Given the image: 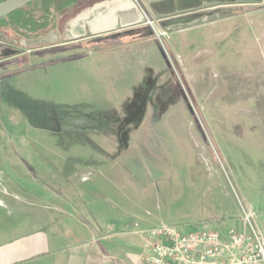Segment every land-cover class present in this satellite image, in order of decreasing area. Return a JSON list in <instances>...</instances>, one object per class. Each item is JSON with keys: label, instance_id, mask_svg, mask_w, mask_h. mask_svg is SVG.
<instances>
[{"label": "rangeland", "instance_id": "1", "mask_svg": "<svg viewBox=\"0 0 264 264\" xmlns=\"http://www.w3.org/2000/svg\"><path fill=\"white\" fill-rule=\"evenodd\" d=\"M93 1L51 9V28L63 33L61 13ZM143 1L130 2L141 10ZM231 1L207 3L195 18L173 11L174 19L161 20L167 14L157 19L147 10L136 34L109 39L112 31L58 50L64 42L44 36L49 28L30 39L0 24V58L17 54L0 63V165L12 164L8 156L20 141L47 166H79L78 175L95 168L94 158L109 157L116 190L120 172L132 179V204L115 197L132 215L139 216L134 205L153 211L161 203L162 222L182 234L207 221L203 229L225 236L234 229L231 209L249 205L264 236V210L256 209L264 200V133L257 127L264 121V0ZM40 6L29 8L34 19ZM147 18L151 35L143 29ZM118 38L128 44L117 46ZM133 185L144 188L149 206Z\"/></svg>", "mask_w": 264, "mask_h": 264}, {"label": "crops", "instance_id": "2", "mask_svg": "<svg viewBox=\"0 0 264 264\" xmlns=\"http://www.w3.org/2000/svg\"><path fill=\"white\" fill-rule=\"evenodd\" d=\"M130 1L133 2V0H96L88 8H83L82 11H76L74 14L72 12L77 7L70 8L73 10L72 16L61 13L65 15L64 34L61 27L56 34L51 26L44 36L52 35L54 42H57L54 44L64 42L52 48L57 50L108 36L114 28L119 29L120 19L117 15L121 16L119 13L130 10ZM178 1L144 0L142 9L145 12L153 11L155 16L170 15L173 12H166L163 8L173 5L175 11H178ZM235 2L236 0L231 1V3ZM207 3H217L213 7L219 8L227 4V0H185L182 7L184 9L179 14L194 9L203 11L208 8L205 7L208 6ZM79 4L80 2L77 5ZM175 15L177 14L173 16ZM160 19L169 18L160 17ZM79 23L80 30L73 29L76 24V27H79ZM73 30L80 32L70 36L68 31L74 33ZM124 39L118 38L123 42L117 46L125 47L128 40ZM66 41L76 44L72 43L73 45L68 46ZM142 41H133L130 45ZM9 57L1 59L0 63ZM257 127L264 133V121H258ZM23 145H25L24 150L17 152L18 146L23 147ZM18 146L14 147V156L12 158L8 156L12 164L0 165V183L4 191L0 193V264H148L145 261L143 240L139 234L143 229L138 228L148 229L166 224L161 219V203L154 207L153 211L144 208L143 204L134 205L139 216L134 212V215L128 212L126 208L132 203L127 194L129 192L127 186L129 183L130 186L132 185V179H129V175L126 176L124 172H120L119 183L122 185L118 190L120 188L123 190H116L117 175L109 166L111 159L109 157L102 156L103 159L100 161L94 158L95 168L78 175L73 172H79L77 171L79 166L66 171L65 166L61 168L47 166L46 163L41 162L43 160L36 158L31 149L25 150L26 143L20 141ZM1 148L5 146L0 144ZM57 175L58 178L54 179ZM143 189L134 187L136 195L141 193L144 204L149 206L147 194L143 193ZM116 195L123 197L121 200L127 201L129 206L117 204ZM243 209L253 212V208L249 205H244ZM243 209L241 210V207L239 211L231 209L232 228L240 227L237 217L241 212L244 213ZM256 209L264 210V200H260ZM214 221V223L226 222L225 219ZM204 222V228L213 223ZM167 225L170 223L167 222ZM262 226L264 230V217ZM203 227L199 226L197 229Z\"/></svg>", "mask_w": 264, "mask_h": 264}, {"label": "built area", "instance_id": "3", "mask_svg": "<svg viewBox=\"0 0 264 264\" xmlns=\"http://www.w3.org/2000/svg\"><path fill=\"white\" fill-rule=\"evenodd\" d=\"M141 12L146 16L143 9ZM146 24L155 32L147 18ZM0 193H4L0 186ZM240 227L221 236L197 229L182 234L176 226L160 224L139 232L148 264H264V236L256 214L246 211Z\"/></svg>", "mask_w": 264, "mask_h": 264}, {"label": "trees", "instance_id": "4", "mask_svg": "<svg viewBox=\"0 0 264 264\" xmlns=\"http://www.w3.org/2000/svg\"><path fill=\"white\" fill-rule=\"evenodd\" d=\"M3 1L4 0H0V3ZM80 1L81 0H36L11 15L0 19V24L9 22L11 26L23 36L25 35L28 38L36 37L41 31L51 27V24H49V21L47 20V15L51 9L57 8V10L61 12L64 9L76 6ZM38 3H41V6L39 7L40 14L39 17L34 19L29 8Z\"/></svg>", "mask_w": 264, "mask_h": 264}, {"label": "water", "instance_id": "5", "mask_svg": "<svg viewBox=\"0 0 264 264\" xmlns=\"http://www.w3.org/2000/svg\"><path fill=\"white\" fill-rule=\"evenodd\" d=\"M36 0H4L2 3H0V19L5 18L12 13L16 12L17 10L24 8L28 4L34 2ZM172 12V11H171ZM121 16L117 15L120 19L119 21V30H116L115 28L111 31H115L116 33L111 34L113 37L120 36L122 34L130 35V34H136L138 31V27L142 23V12L137 8V6L131 4L130 10H127L124 13H119ZM173 15H167L164 18H171ZM171 19H174L173 17ZM149 30V35L153 34V30L150 28H144Z\"/></svg>", "mask_w": 264, "mask_h": 264}, {"label": "flooded vegetation", "instance_id": "6", "mask_svg": "<svg viewBox=\"0 0 264 264\" xmlns=\"http://www.w3.org/2000/svg\"><path fill=\"white\" fill-rule=\"evenodd\" d=\"M184 2H185V0H183V1H181V0H179L178 1V3H179V7H178V11H181V10H183L184 8H182L183 7V5H184ZM262 3L264 4V1H262ZM163 10L164 11H175V7L172 5H168V6H166V7H164L163 8ZM201 12V11H200ZM171 15V14H170ZM180 15V14H179ZM197 15H199V10H197V9H194V10H189V11H186V13L185 14H181L180 16H178L177 18H183V16H187L188 18H195ZM174 18V17H173ZM171 19V18H170ZM117 30H119V29H117ZM18 51V50H17ZM10 52H16V50H10ZM19 52V51H18ZM17 52V53H18ZM14 55L16 56L17 54H13V55H10V57H14ZM0 60H1V58H0Z\"/></svg>", "mask_w": 264, "mask_h": 264}]
</instances>
